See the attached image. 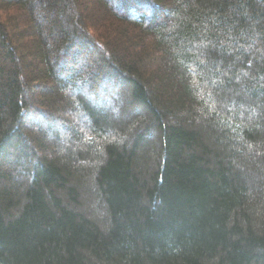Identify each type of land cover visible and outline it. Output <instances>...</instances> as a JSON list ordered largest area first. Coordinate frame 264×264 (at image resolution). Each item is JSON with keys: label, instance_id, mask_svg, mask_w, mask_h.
<instances>
[{"label": "trees", "instance_id": "trees-1", "mask_svg": "<svg viewBox=\"0 0 264 264\" xmlns=\"http://www.w3.org/2000/svg\"><path fill=\"white\" fill-rule=\"evenodd\" d=\"M0 264H264V0H0Z\"/></svg>", "mask_w": 264, "mask_h": 264}]
</instances>
